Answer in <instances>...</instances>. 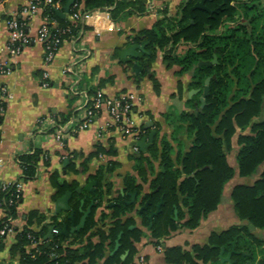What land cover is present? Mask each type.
<instances>
[{
    "label": "trees",
    "instance_id": "trees-1",
    "mask_svg": "<svg viewBox=\"0 0 264 264\" xmlns=\"http://www.w3.org/2000/svg\"><path fill=\"white\" fill-rule=\"evenodd\" d=\"M68 1L54 0L55 3L60 2L61 9ZM201 1L187 0L179 7L177 17H169L165 9L163 18L129 42L146 44L145 66L152 69L160 52L169 69L177 67L179 74L192 76L190 88L199 92L187 101L189 110L178 114L170 110L163 115L172 129L170 136L161 138L160 125H157L159 129L148 155L139 152L130 156L135 163L136 175L125 176L124 194L115 200L117 205L111 209V228L99 227L96 213L106 196L112 194L113 183L108 177L119 167L118 162H110L89 177V181L96 183L97 189L93 194L78 193L79 182L69 184L54 173L51 181L57 190L55 199L67 192L73 194L70 204L75 223H79L90 205L91 214L85 227L69 239L62 234V229L71 225L70 214L61 223L57 216L49 217L38 210L29 212L25 226L11 248V256H19L20 264H100L101 260L103 264H135L136 244L145 236V230L159 245V240L180 229H197L218 209L226 185L237 174L242 178L260 174L253 185H236L231 194L237 217L242 222L248 221L249 226H233L220 234L213 233L209 244L193 247L195 257L181 247L167 249L166 260L169 264H209L213 258L219 257L223 248L229 251L234 241L236 250L242 253L235 256L239 264L257 260V246H262L263 242L251 233V229H264V171L260 173L264 165V0H207L206 9L192 13V8ZM78 2L83 10L109 9L115 22L125 21L134 15L150 14L147 0ZM43 16H49L63 26L69 23L58 17L50 6L44 7ZM79 27L74 29L75 36ZM215 59L217 64L199 67L200 63H212ZM208 78H211L209 95L202 108L200 97ZM107 81L101 80L88 90V94L93 96L102 91ZM151 81L160 95V82L154 75ZM178 95L183 98L182 83H179ZM0 123H3V118ZM249 129L250 133L246 134ZM239 130L236 170L229 164L227 155L233 149L232 142ZM111 147L106 151L97 144L93 153H72L67 161L73 163L82 159V172L85 173L94 158L106 153L115 154L114 146ZM45 154L43 150L36 149L33 153L18 156L22 170L20 181L29 183L36 179L40 163L49 164ZM71 168L78 173L75 165L72 164ZM146 184L150 185V191L143 194ZM133 194L140 201L138 215L142 220L141 227H136L134 218L122 219L137 208V203L130 204ZM17 195L14 185L1 194L0 207L6 216L0 220V229L8 224V218L18 217V207L24 195L19 200ZM159 205L160 213L150 221L151 214L157 212ZM35 225L39 227L38 231L33 229ZM53 227L60 234L40 246L41 252L33 258L34 250H28L32 242L30 236L36 241L44 240ZM95 237L99 239L98 243L93 242ZM118 241L119 248L112 254ZM77 244L80 248H74ZM127 252V258L122 260ZM51 253L59 257L52 260Z\"/></svg>",
    "mask_w": 264,
    "mask_h": 264
},
{
    "label": "crops",
    "instance_id": "crops-1",
    "mask_svg": "<svg viewBox=\"0 0 264 264\" xmlns=\"http://www.w3.org/2000/svg\"><path fill=\"white\" fill-rule=\"evenodd\" d=\"M147 1L150 14L134 15L121 22L113 21L109 9L84 10L85 22L80 25L76 38L64 42L55 60L48 67L44 63V48L37 40V32L43 24V14H39L32 20L29 28L31 42L21 56L14 58L8 48L7 20L18 14L30 0H6L3 5H0V68L4 66L12 69L11 75L0 73V87L6 86L8 92L13 95L3 116V123L0 125L2 133L0 160L3 162L0 168V184L14 183L22 177V170L18 163L19 155L33 153L36 149H40L46 153L45 155H48L49 160L48 165L44 161L41 162L36 179L26 183L24 197L18 207V217L14 219L18 228L25 226L26 216L33 210H38L49 217L57 216L58 222L61 223H64L68 214L71 215L67 211L57 213L56 203L66 193L55 199L57 190L51 181V176L54 173H58L61 181H66L69 184L74 181L79 182L82 193L93 194L97 189L96 183L89 181V177L95 175L101 167H106L110 162H118L119 167L108 177L113 183L112 194L106 196L103 206L96 213L99 227L109 230L112 226L111 209L117 205L115 200L124 194L125 176L136 175L135 163L130 159V156L135 154L134 148H139V152L148 155L154 142L145 147V151L139 144L145 138L147 139L146 144H150L149 136L152 132L157 135L159 129L157 125H160L161 138L164 135L170 136L172 133V129L163 115L170 110L179 112L189 110L187 101L198 94V90L190 88L192 76L189 73L179 74L180 69L177 67L169 69L163 62V55L160 52L152 64L150 72L148 66H145L146 59L142 51L141 59H123L120 55L128 46L135 45L130 44V40L138 36L141 31L151 29L158 20L163 18L162 12L165 9L168 11L169 17H177L179 7L187 0ZM57 6L56 11L64 10V8L61 9L60 2ZM74 47H76L77 54L72 53ZM117 50L118 54L116 55ZM73 62H75L76 75L74 77L64 75L65 67ZM44 72H48L50 76L51 85L49 88H44L42 85ZM152 75L158 79L162 86L160 95L155 91L151 81ZM74 78L77 80L76 93H73L71 87ZM101 80H109L102 90L108 98L130 94L142 98V102L137 104L133 119L134 126L143 131V135L140 140L133 136H125L114 126L111 118L104 113L85 131L74 135L66 133L65 146L61 147L55 138L56 134L64 126L70 123L77 125L82 120L84 115L82 95L84 92L88 93L91 87H96ZM179 83H182L183 98L178 95ZM108 124L112 126L109 128ZM99 134L102 135V138H99ZM97 144L106 151H110L111 146H114L115 154L106 153L94 158L85 173L82 172V159L75 160L73 163L67 161L72 153L83 152L85 155L93 153ZM232 147V151L227 155L228 162L238 170L237 156L240 150L238 137L236 140L233 139ZM72 164L75 165L78 173L74 171V168H71ZM156 165L158 167V163ZM262 171H264V165L260 173ZM259 175L242 178L237 174L226 185L218 209L204 219L195 230L180 229L159 240V245L155 244L156 239L150 236V232L145 230V236L141 242L136 244L138 253L134 263L137 262L139 255H144L147 264H169L166 260V251L175 247H181L184 252H189L195 257L194 246H205L209 244L213 233L220 234L233 226L244 223L235 213L231 199L232 190L239 184L253 185ZM149 191L150 185H144L143 194ZM132 203H137L136 210L122 219L126 221L129 218H134L137 223L136 227H141L142 220L138 215L140 201H137L136 194L131 196L130 204ZM69 205L71 207L70 203ZM89 208L92 210V205L84 213ZM103 214H106V217L103 218ZM5 216V211L0 208V220ZM82 218L79 223H75L73 220L70 226L65 225L67 234L63 233L64 227L62 234L72 239L79 232L76 231V228ZM33 229L38 231L39 227L35 225ZM57 231L60 234V231ZM251 233L257 239L264 241V229H251ZM93 242L98 243L99 239L95 237ZM15 243L16 238L12 237L0 247V264H20L19 256L15 258L11 256V248ZM74 248H80V244L75 245ZM223 249L226 258L232 252L233 246L231 244L229 251ZM235 256L237 255L234 254L232 259L237 262L236 264H239ZM263 257V251L258 250L257 260ZM99 263L103 264L104 262L101 260ZM209 264L228 263H223L217 257L213 258Z\"/></svg>",
    "mask_w": 264,
    "mask_h": 264
},
{
    "label": "built area",
    "instance_id": "built-area-1",
    "mask_svg": "<svg viewBox=\"0 0 264 264\" xmlns=\"http://www.w3.org/2000/svg\"><path fill=\"white\" fill-rule=\"evenodd\" d=\"M5 3L4 0H0V5ZM59 3V2H58ZM58 3L54 0H30V2L21 8L18 14L10 17L7 20V28L9 33L8 38V48L12 57L21 56L25 48L31 42L30 24L32 20L39 14H43L44 7L50 6L57 10ZM69 23L66 25H61L56 20L51 19L49 16H43V24L37 32V40L42 44L45 52L44 63L45 66H50L56 58L57 53L60 48L68 39H74V29L84 24L85 16L84 10L81 7L78 0L75 1L71 8L70 14L66 19ZM73 54H77L76 47L72 50ZM76 56V55H75ZM75 62L69 64L63 70L64 75L75 76ZM0 73L2 75H11L12 69L10 67H1ZM50 76L48 72L43 73L42 85L44 88H49L51 85ZM77 80L74 78L73 84H71L73 93H76L75 84ZM83 118L77 124L72 123L64 126L56 134L55 138L61 147L65 146V134L70 133L72 135L85 131L89 126L93 125L96 120L106 113L114 123V126L118 128L125 136H133L137 140H140L143 135V131L138 130L134 125L133 115L137 108V104L142 102V98L134 94L123 95L117 98L106 97L101 90H99L96 95L90 96L88 93H83ZM13 98V95L8 92L6 86L0 87V119L3 118L9 100ZM1 125V123H0ZM112 125L108 124L107 127ZM99 138L102 135L99 134ZM2 141V133L0 131V143ZM134 153H139V148H134ZM45 160H48V155L44 156ZM3 162L0 160V168ZM14 185L18 193L17 199L19 200L21 195H24L26 189V183L23 181H16L14 183H2L0 184V196L2 193L7 192L10 187ZM1 208V207H0ZM23 228H18L14 219L8 218V224H6L2 229H0V244H4L9 238L15 237L22 231ZM59 232L55 229L54 236L58 235ZM31 244L28 246V250H34L33 258L41 252L40 246L45 243L50 242L45 239H39L36 241L32 236ZM161 250L160 247H158ZM52 260L58 258L54 253L50 254ZM53 264V263H50ZM135 264H147L146 257L144 255H139L137 262Z\"/></svg>",
    "mask_w": 264,
    "mask_h": 264
},
{
    "label": "water",
    "instance_id": "water-1",
    "mask_svg": "<svg viewBox=\"0 0 264 264\" xmlns=\"http://www.w3.org/2000/svg\"><path fill=\"white\" fill-rule=\"evenodd\" d=\"M76 0H69V2L67 3V5L64 7V10L62 12H59V11H56V14L62 19V20H66V17L67 15L70 14V11H71V8L72 6L74 5ZM207 0H202L200 3H198L194 8H192L191 12L193 13L195 10L197 9H206L205 8V2ZM193 17V16H192ZM145 46H139V45H130L128 46L126 49H124L120 55L123 59H130V58H135V59H141L143 57V53H145ZM143 53H142V52ZM217 63V59H215L212 63H200L199 64V67H201L202 65H210V64H216ZM148 71L150 72L151 71V68L148 67ZM210 82H211V78H208L205 82V88H204V92H203V96L201 98V103H202V108L206 105V97L209 95V85H210ZM199 92V90H198ZM155 135L156 133L155 132H152L149 136V140H150V144H146L147 143V139H143L139 146L142 148L143 151H145V147H148L149 145L153 144L154 142V138H155ZM78 193H82V189L79 188L77 190ZM73 197V194L71 192H67L64 196H62L61 198L58 199L57 203H56V208H57V213H60L62 211H67V212H70L71 215H70V219L71 220H74V212L72 210V208L70 207L69 203H70V200L72 199ZM84 204V202H83ZM162 205V204H161ZM161 205L158 206V210L157 212H154L151 214L150 216V221H152L154 219L155 216H157L160 211H161ZM144 209V208H142ZM91 213V208H89L85 213H84V216L79 224V226H77L76 228V231H81L84 227H85V223H86V220L87 218L89 217ZM175 219L177 220V213H176V217ZM249 222L248 221H245L243 224L246 225L248 224ZM54 230L55 228H51L50 231L48 232L47 236L45 237V240L48 241V240H52L54 239ZM63 233L67 234V227L64 226V230H63ZM233 246V249H232V252L228 255V257H224V252L225 250L222 249V252L220 253L219 255V259L223 262V263H228V264H236L237 262L234 261L232 258H233V255L236 254V255H240L242 253H239L235 250V242H233L232 244ZM119 248V241L117 242V246L115 248V250L112 252V254H114ZM128 256V252L122 256V260H125ZM250 258H252L253 256L252 255H249ZM248 264H251L250 262ZM259 264H262V262H259Z\"/></svg>",
    "mask_w": 264,
    "mask_h": 264
},
{
    "label": "rangeland",
    "instance_id": "rangeland-1",
    "mask_svg": "<svg viewBox=\"0 0 264 264\" xmlns=\"http://www.w3.org/2000/svg\"><path fill=\"white\" fill-rule=\"evenodd\" d=\"M217 64V63H216ZM234 94H235V92H234ZM200 98H202V96L200 97ZM190 109V108H189ZM175 113H179V111H177V110H175ZM246 134H248V133H250V129L249 130H247L246 132H245ZM241 134V131L239 130L238 131V133L236 134V136L234 137V139L236 140L237 139V137L239 136ZM176 146V145H175ZM262 168V167H261ZM239 226H249V223L248 224H246V225H244L243 223H241ZM255 236V235H254ZM262 242H263V245L262 246H257V251L258 250H261V251H263V253H264V241L263 240H261Z\"/></svg>",
    "mask_w": 264,
    "mask_h": 264
},
{
    "label": "flooded vegetation",
    "instance_id": "flooded-vegetation-1",
    "mask_svg": "<svg viewBox=\"0 0 264 264\" xmlns=\"http://www.w3.org/2000/svg\"><path fill=\"white\" fill-rule=\"evenodd\" d=\"M235 242V244H236V241H234ZM232 244H233V242H232ZM259 262H262V264H264V257L263 258H261L260 260H257V261H255L254 263H252V262H250L251 264H259ZM249 262H247V264H248Z\"/></svg>",
    "mask_w": 264,
    "mask_h": 264
}]
</instances>
